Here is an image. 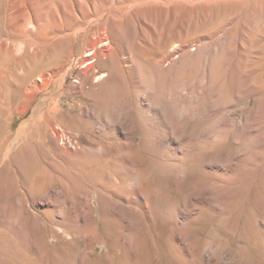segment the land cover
<instances>
[{
  "label": "rangeland",
  "instance_id": "obj_1",
  "mask_svg": "<svg viewBox=\"0 0 264 264\" xmlns=\"http://www.w3.org/2000/svg\"><path fill=\"white\" fill-rule=\"evenodd\" d=\"M119 1L0 0V264H264V0Z\"/></svg>",
  "mask_w": 264,
  "mask_h": 264
},
{
  "label": "bare ground",
  "instance_id": "obj_2",
  "mask_svg": "<svg viewBox=\"0 0 264 264\" xmlns=\"http://www.w3.org/2000/svg\"><path fill=\"white\" fill-rule=\"evenodd\" d=\"M33 1V0H32ZM42 1V0H41ZM116 1H119V0H112V4L114 3V2H116ZM154 2H155V0H153ZM157 1V0H156ZM161 1H163V0H161ZM221 1V0H220ZM223 1V0H222ZM28 2V1H27ZM120 2V1H119ZM137 3V2H136ZM136 3H134L133 2V4H131V8L132 7H136L137 6V4ZM146 3V2H145ZM149 3V2H148ZM164 3V2H163ZM171 3V2H170ZM32 4V3H31ZM49 4V3H48ZM169 4V3H168ZM34 5H36L35 3H34ZM33 4H32V6H34ZM115 5H116V3H115ZM112 6H114V5H112ZM37 7V6H36ZM90 7V6H89ZM120 7V6H119ZM150 8L152 7V6H149ZM148 6H147V4H145V8L144 9H146V8H149ZM167 7V6H166ZM27 8H29V7H27ZM27 8H25V9H27ZM168 8V7H167ZM24 9V7L22 8V12H23V15H24V18H25V20L24 21H26L25 23L27 24V25H29L28 23L30 22L31 24L33 23V21H32V19L33 18H30V20H29V22H28V20H26V18L28 19V17H30V15H28V14H30V13H28L26 10ZM30 9V8H29ZM28 9V11L30 12V10ZM112 10H113V7L111 8ZM129 9V8H128ZM31 10H34V8L33 9H31ZM37 10V9H36ZM96 10H97V8H96ZM111 10V11H112ZM114 10H115V6H114ZM26 11V13H24ZM47 11V10H46ZM82 11V10H81ZM110 11V12H111ZM21 12V13H22ZM94 12V11H93ZM96 12V11H95ZM121 12V11H120ZM128 12V11H127ZM68 13H69V11H68ZM126 13V12H125ZM45 14V13H44ZM111 14L114 16V17H116V16H118V13H116L115 11L113 12H111ZM71 16V15H70ZM91 16V15H90ZM123 18H124V15H121ZM64 17V16H63ZM65 17H66V15H65ZM121 17V18H122ZM129 17V16H128ZM24 18H21V19H24ZM36 19V18H35ZM38 19V18H37ZM72 20V19H71ZM23 21V22H24ZM61 21V20H60ZM28 22V23H27ZM66 22H67V20H66ZM57 23H58V21H57ZM70 23V22H69ZM30 24V25H31ZM58 24H60V23H58ZM61 24H62V22H61ZM19 27H20V25H18ZM23 26H25L24 24H23ZM59 26H61V25H59ZM90 26V25H89ZM67 27V26H66ZM54 28V27H53ZM52 32V31H51ZM2 44V43H1ZM17 44V43H16ZM15 47H18V48H20V49H22V48H25L26 47V44H24V43H20L19 45H14ZM23 54V53H22ZM86 56H87V59H86V62H88L89 64L90 63H93L95 60H96V58H95V55H94V52H90V53H86ZM107 74L106 73H101V74H99V76H98V78L99 79H101V78H103L104 76H106ZM40 80H43L42 78H40ZM31 89V88H30ZM210 89V88H209ZM211 92V91H210ZM210 94V93H209ZM150 95V94H149ZM120 99V98H119ZM117 101H119V100H117ZM116 101V102H117ZM189 101V100H188ZM120 102V101H119ZM122 102V101H121ZM160 102V101H159ZM118 103V102H117ZM116 103V104H117ZM123 103V102H122ZM161 103V102H160ZM162 104H163V102H162ZM114 105V104H113ZM118 105V104H117ZM156 105H157V102H156ZM174 105V104H173ZM162 106H165L164 104L162 105ZM126 107V106H125ZM161 107V106H160ZM168 107V106H167ZM113 108V107H112ZM116 108V107H115ZM115 108H113V110L115 109ZM158 109V108H157ZM167 109H169V110H171L170 109V106L167 108ZM197 109V108H196ZM127 110V109H126ZM164 110V109H163ZM169 110H165L167 113H168V111ZM188 110V109H187ZM115 111V110H114ZM162 112H164V111H162ZM165 112V114H163V115H166L167 113ZM171 112V111H170ZM190 112V111H189ZM201 112V111H200ZM117 113V112H116ZM112 114H113V112H112ZM170 113H168L167 115H169ZM194 114V113H193ZM126 115H128V114H126ZM166 115V116H167ZM172 115V114H171ZM198 115V114H197ZM172 117V116H171ZM171 117L169 116L168 118H170L171 119ZM184 117V116H183ZM155 118V117H154ZM166 118V117H165ZM176 118V117H175ZM175 118H173V120L175 119ZM192 118H195V117H192ZM197 118V117H196ZM167 119V118H166ZM134 120V119H133ZM168 120V119H167ZM166 120V121H167ZM176 120V119H175ZM177 121V120H176ZM108 122V121H107ZM118 122V121H117ZM169 122V121H168ZM167 122V124H169ZM170 125V124H169ZM170 127V126H169ZM169 137V136H168ZM54 142V141H53ZM120 143V142H119ZM55 145V144H54ZM108 146V145H107ZM128 146V145H127ZM114 147V146H113ZM123 148V147H122ZM127 148V147H126ZM120 149V148H119ZM100 150V149H99ZM113 151H115V150H113ZM116 151H118L117 150V148H116ZM115 151V152H116ZM110 152V151H109ZM170 155V154H169ZM128 157V156H127ZM129 158V157H128ZM122 167V166H121ZM118 170V169H117ZM126 170V169H125ZM130 172H132V173H134L135 171L134 170H130ZM128 195H127V197H128V199L130 198V199H134L135 198V196H143L144 197V191H143V188H142V186L140 185V183L139 182H137V180H135L134 179V181H133V183H131L130 184V186H129V188H128ZM126 198V197H125ZM145 200V199H144ZM130 201V200H129ZM144 208V207H143ZM147 208H148V206H147ZM264 219V218H263ZM264 232V231H263ZM126 241V240H125ZM126 243V242H125ZM123 244H124V242H123ZM127 244L132 248V242H129V241H127ZM125 247H126V245H125ZM130 248V250L132 251V249ZM133 253V252H132ZM135 256V255H134ZM132 260H133V257H132ZM134 262H135V264L137 263V260H136V257H135V259H134Z\"/></svg>",
  "mask_w": 264,
  "mask_h": 264
}]
</instances>
